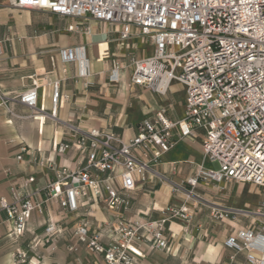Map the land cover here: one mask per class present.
I'll return each mask as SVG.
<instances>
[{"label":"built area","instance_id":"obj_1","mask_svg":"<svg viewBox=\"0 0 264 264\" xmlns=\"http://www.w3.org/2000/svg\"><path fill=\"white\" fill-rule=\"evenodd\" d=\"M9 2L20 9L72 17L75 22L67 30L73 33L93 34L92 21H96L110 25L127 47L146 39L152 47L149 54L131 56L128 64L112 61L109 80L113 83L131 67V82L158 94L167 93L173 81L184 87L180 117L160 107L144 118L128 139L112 129L61 118L60 101L69 100L70 94L61 93L59 81L52 85L50 109L38 104L37 83L12 95L0 89V105L8 99L18 100L35 112L34 118L50 119L65 130L68 139L56 145L57 153L74 148L80 154L75 167L56 168L44 190L30 187L35 179L31 176L23 185L11 186V199L0 198V210L11 223L10 233L22 235L34 212L42 214L44 204L54 201L63 212L77 217L69 250L83 244L100 257L94 264H141L145 242L152 249H170L168 226L174 221L191 223V201L196 199L209 207L212 218L252 220L227 236L225 245L233 251L228 264H264V200L248 209L205 201L195 191L201 182L213 183L220 190L229 181L264 187V0ZM58 53L63 71L73 64L75 81L89 88L94 71L87 44L59 47ZM200 135L203 160L192 175L177 183L159 168L163 156L179 138L197 139ZM21 149L26 151L27 147ZM16 159L21 160L22 154ZM37 160L53 164L49 157ZM207 162L213 167L206 166ZM176 168L172 163V171ZM159 183L170 185L179 199L160 206L155 217L130 216L137 187ZM93 203H102L114 217L93 228ZM44 228L47 241L56 248L62 228L50 215L44 220ZM240 254L244 259L238 263ZM25 257L26 253L18 250L14 264Z\"/></svg>","mask_w":264,"mask_h":264},{"label":"crops","instance_id":"obj_2","mask_svg":"<svg viewBox=\"0 0 264 264\" xmlns=\"http://www.w3.org/2000/svg\"><path fill=\"white\" fill-rule=\"evenodd\" d=\"M40 15L65 17L40 9L16 8L9 0H0V89L3 92L10 95L20 93L37 83L38 104L50 109L52 85L54 81H59L61 93L70 94L69 100L60 101L58 115L61 118L87 127L112 129L126 139L134 136L137 125L160 107H166L173 117L183 114L184 87L177 81L171 83L167 93L158 94L133 84L131 67L122 71L119 82L109 80L115 59L111 56L119 55L114 50L118 49L123 56L121 63L128 64L131 56L141 58L152 51L146 39L136 40L131 47H127L118 40L117 32L110 25L96 21H92L93 34L73 33L67 30V26L75 19L67 17L72 21L63 28L72 33V37L64 41L55 35L49 25L51 23L43 24L38 19ZM77 43L87 44L92 61L93 84L87 89L75 81V66L68 65L67 72H64L59 58V47ZM95 62L102 63L103 67L96 69ZM34 114L31 108L18 100L8 99L6 104L0 105V198L11 199V186H21L31 176L35 179L30 187L42 191L54 177L56 168H73L79 163L80 154L76 149H69L63 154L55 151L57 144L68 139L65 130L50 119L34 118ZM23 145L27 147L26 151H22ZM19 154H22L21 160L16 159ZM203 155L202 135L197 139L182 137L164 154L159 168L169 178L182 183L193 174L194 162L200 163ZM41 157L51 158L53 164H41L37 160ZM172 163H175L176 171H172ZM199 186L210 191L207 192L210 196L207 200L215 204L229 203L252 209L264 200V187L253 183L229 181L223 183V190L208 182H201ZM178 199L166 183L140 185L133 193L129 215L155 217L160 206ZM91 208L93 228L114 217L102 203H93ZM193 208L195 215L191 223L174 221L168 226L169 250L152 249L148 242L143 244L145 257L141 259V264H228L231 261L233 251L225 245L227 236L252 220L239 217L237 220L221 221L212 218L206 206L195 205ZM43 209L42 214L34 212L29 226L20 236L10 233L11 223L6 212L0 210V264H14L16 252L24 248L23 243L28 239L41 241L42 237L45 238L44 220L49 215L62 228L61 241L55 250L41 243L44 258L40 264H94L100 260L96 253L86 248L77 251L67 248L64 241L73 236L75 215L66 214L54 201H48ZM103 239L106 240L107 235ZM243 259L244 255L240 254L236 261L241 263Z\"/></svg>","mask_w":264,"mask_h":264},{"label":"rangeland","instance_id":"obj_3","mask_svg":"<svg viewBox=\"0 0 264 264\" xmlns=\"http://www.w3.org/2000/svg\"><path fill=\"white\" fill-rule=\"evenodd\" d=\"M37 17L42 22H44L43 24H49V23H51L49 25H51V27L54 29V33H55V35H57L58 38H62V39H64V41H66L67 39H69V38L72 37V33L66 32L64 30V28H63L69 22L72 21L70 18H67V17H58L56 15H54L52 18H47V17H45L43 15H40V16H37ZM114 51H115V53H118L119 55L111 56L112 58H115V59H117L119 61L124 60L123 56L120 55L121 53L119 52L118 49H116ZM95 55H97V52L96 51H95ZM125 59H126V57H125ZM102 67H103V64L102 63L95 62V68L96 69H99V68H102ZM126 80H128V77L127 76H126ZM201 160H202V158H200V161ZM200 161H198V162H200ZM196 164H198V163L197 162H194V166H196ZM206 166L213 167V164L210 163V162H207L206 163ZM256 186H258V185H256ZM208 188H215V187H208ZM195 191L198 192L201 196H203L205 201H206L207 198L210 197L207 194V192L210 193V191L207 190L206 188H203V187L198 186L195 189ZM195 205H197V206H204L205 207V205H203V202L202 203L201 202H197L196 199H193L191 201V207H192L191 210L193 211V217L195 215V210L193 208ZM206 209L209 210V207L206 206ZM60 241L61 240H58L57 241L56 248L58 247V244L60 243ZM42 242L45 243V246L44 247H48L50 250H55L56 249V248H54L55 246L52 243V241H47V236H45V238L42 237V240L41 241L39 239H34V238L28 239L25 243H23L24 244V248L21 249V251H24L26 253V257L24 258L25 260L22 261V262H19L18 264H40L42 262L43 258H44V256H43L44 253L41 252V247H42L41 246V243ZM64 242L67 244L66 246L69 249V246L74 242V240L68 236L67 239H66V241H64ZM82 248L85 249L86 247L83 244H79L77 250H80ZM77 250H75V251H77ZM78 259H79V261H81V259H80L79 256H78Z\"/></svg>","mask_w":264,"mask_h":264}]
</instances>
